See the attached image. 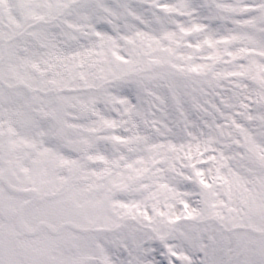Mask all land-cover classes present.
Instances as JSON below:
<instances>
[{"label":"snow or ice","instance_id":"1","mask_svg":"<svg viewBox=\"0 0 264 264\" xmlns=\"http://www.w3.org/2000/svg\"><path fill=\"white\" fill-rule=\"evenodd\" d=\"M0 264H264V0H0Z\"/></svg>","mask_w":264,"mask_h":264}]
</instances>
